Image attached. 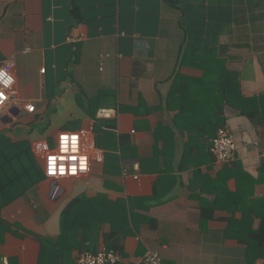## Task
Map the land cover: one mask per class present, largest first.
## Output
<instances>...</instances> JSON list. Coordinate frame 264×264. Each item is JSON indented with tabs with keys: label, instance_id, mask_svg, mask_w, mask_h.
I'll return each mask as SVG.
<instances>
[{
	"label": "crops",
	"instance_id": "1",
	"mask_svg": "<svg viewBox=\"0 0 264 264\" xmlns=\"http://www.w3.org/2000/svg\"><path fill=\"white\" fill-rule=\"evenodd\" d=\"M229 45L242 95H263L264 0H0V66L11 62L16 76L0 133L27 140L7 132L46 119L51 133L30 141L34 155L38 143L54 149L82 129L105 154L83 177L51 175L36 155L46 178L2 210L12 229L0 235V260L76 264L84 250L57 243L63 210L81 197L89 232L80 227L78 241L107 249L112 230L127 229L120 264H144L155 249L162 264H264L244 237L264 215V128L224 105L215 86L200 87L195 56ZM180 81L193 85L170 101ZM211 120H225L236 141L232 165L216 164L212 125L191 130ZM202 209L214 218L202 220ZM245 216L253 221L242 227Z\"/></svg>",
	"mask_w": 264,
	"mask_h": 264
},
{
	"label": "trees",
	"instance_id": "2",
	"mask_svg": "<svg viewBox=\"0 0 264 264\" xmlns=\"http://www.w3.org/2000/svg\"><path fill=\"white\" fill-rule=\"evenodd\" d=\"M229 46H219L213 48L208 55L195 54L200 62V68L204 72V80L200 87H208V91L214 88L222 95L224 94V105L229 104L231 108L238 111L239 115L248 118L253 123L260 125L264 128V94L259 97L246 98L242 95L241 85L239 80V74L235 71L228 69V53L230 52ZM189 50V49H188ZM190 50L185 52L182 56V66L188 65ZM213 82H212V81ZM191 81L178 82L174 85L170 101L178 99L177 89L183 86L191 87L193 84H189ZM214 84V85H210ZM215 93V92H214ZM217 94V93H216ZM198 103V102H197ZM202 108L201 106H199ZM222 112V109L220 110ZM219 114V113H218ZM213 126L215 132L222 127H226L225 120L221 123L209 121L205 127L196 131L198 134L206 135V130L210 126ZM189 128V127H187ZM190 129V128H189ZM192 133V132H191ZM193 134V133H192ZM217 134V133H216ZM216 135L214 136V138ZM96 143V141H95ZM97 146V143H96ZM98 147V146H97ZM99 148V147H98ZM45 173L34 155L31 143L28 140L15 141L12 137H9L6 133H0V230L1 234L10 232L11 225L7 223L2 217V210L16 201L18 198L24 196L30 189L45 180ZM83 200L81 197L70 202L63 210L61 215V229L62 233L58 239L57 245H63L64 242L71 244L74 239L75 246L73 249L84 250L87 252L96 253L94 247L88 246L90 239L88 236L84 237L82 242L78 240V230L80 227L86 233L89 232V223H81L79 213L80 205ZM214 218V211L202 209V220H211ZM253 221L252 218L245 216L242 227L246 226V220ZM83 222V221H82ZM101 225L103 223H100ZM85 233V234H86ZM129 232L127 229L119 232L114 231L107 236L106 243L107 249L119 252L121 248L122 238ZM0 234V235H1ZM246 241L250 244L248 251L255 257L264 258V215L261 219V224L258 230L249 229L244 234ZM45 242L51 240H43L42 249H45ZM71 248V250H73ZM157 250V249H155Z\"/></svg>",
	"mask_w": 264,
	"mask_h": 264
},
{
	"label": "built area",
	"instance_id": "3",
	"mask_svg": "<svg viewBox=\"0 0 264 264\" xmlns=\"http://www.w3.org/2000/svg\"><path fill=\"white\" fill-rule=\"evenodd\" d=\"M0 68H5L11 74L15 76L14 65L11 62H6L0 66ZM45 70H42L44 73ZM16 79V76H15ZM15 84L11 89L5 90L8 99H6L3 105H0V115L8 107L11 97L14 96ZM25 110L33 113L35 111V106L28 104L25 105ZM64 137H67L68 151H64ZM76 138L77 150L72 152L71 141L72 138ZM237 151V144L234 137L231 135L227 127H222L218 129L216 137L212 140L210 146V152L212 153L215 162L218 166H229L235 162V155ZM35 153L41 156L45 160L46 170L51 175H60L62 177H83L90 172L93 161L97 163H102L105 160V154H103L100 149L97 148L96 143L93 139L91 132L87 129H82L78 133H63L59 137L55 148L52 149L46 143H38L36 145ZM84 156L87 160V166L85 171H81L78 167L79 157ZM50 157H56V171L51 173L49 171V160ZM75 157V159H73ZM63 166L65 168L64 174L59 172V168ZM75 166L77 171L72 174L70 167ZM122 262V257L119 252L108 250L102 248L96 253L84 251L79 254L76 264H120ZM144 264H162V255L159 250H149L143 259Z\"/></svg>",
	"mask_w": 264,
	"mask_h": 264
},
{
	"label": "clouds",
	"instance_id": "4",
	"mask_svg": "<svg viewBox=\"0 0 264 264\" xmlns=\"http://www.w3.org/2000/svg\"><path fill=\"white\" fill-rule=\"evenodd\" d=\"M16 79L15 76L13 74H11L9 71H7L5 68H0V105H3L4 101L6 99H8V96L5 93V90L7 89H11V87L15 84ZM114 114V109H101L100 112L98 113V115H103L105 117L107 116H111ZM66 145H67V141H64V151L66 150ZM76 148H77V142L76 139H72L71 141V150L72 152H76ZM56 157H54V159L49 160V171L51 173H55L56 171V162H57ZM86 166H87V160L84 156L79 157V169L81 171H85L86 170ZM70 171L72 174H75L77 169L75 166H71L70 167ZM59 172L61 174H64L65 172V168L63 166H61L59 168ZM0 264H8L7 258H3L2 260H0Z\"/></svg>",
	"mask_w": 264,
	"mask_h": 264
},
{
	"label": "rangeland",
	"instance_id": "5",
	"mask_svg": "<svg viewBox=\"0 0 264 264\" xmlns=\"http://www.w3.org/2000/svg\"><path fill=\"white\" fill-rule=\"evenodd\" d=\"M24 102L25 101H22L20 104H23ZM7 133H10L16 138H26L28 141L31 140L39 141L40 139H46L51 133V131H49L48 123L47 120L45 119V122L37 123L29 128L18 126L16 127L15 130L8 131ZM50 142H51V146H54L53 139H51ZM1 232L2 231L0 230V234Z\"/></svg>",
	"mask_w": 264,
	"mask_h": 264
},
{
	"label": "snow or ice",
	"instance_id": "6",
	"mask_svg": "<svg viewBox=\"0 0 264 264\" xmlns=\"http://www.w3.org/2000/svg\"><path fill=\"white\" fill-rule=\"evenodd\" d=\"M65 141H67V137H64L63 138ZM72 139H76L75 137H73ZM76 150H77V148H76ZM65 151H68V146L66 145V150ZM51 159H54V157H50V160ZM73 159H75V157H73Z\"/></svg>",
	"mask_w": 264,
	"mask_h": 264
},
{
	"label": "water",
	"instance_id": "7",
	"mask_svg": "<svg viewBox=\"0 0 264 264\" xmlns=\"http://www.w3.org/2000/svg\"><path fill=\"white\" fill-rule=\"evenodd\" d=\"M13 115H15V114H13ZM7 117H8V116H7ZM5 119H6V117H4V119H3V121H4V122H6V120H5ZM9 120H10V122H12V121H13V119H12V118H10Z\"/></svg>",
	"mask_w": 264,
	"mask_h": 264
}]
</instances>
